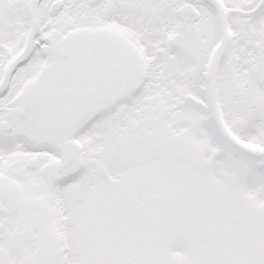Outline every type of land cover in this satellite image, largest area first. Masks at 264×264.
I'll use <instances>...</instances> for the list:
<instances>
[{
  "label": "snow or ice",
  "instance_id": "6c2138e0",
  "mask_svg": "<svg viewBox=\"0 0 264 264\" xmlns=\"http://www.w3.org/2000/svg\"><path fill=\"white\" fill-rule=\"evenodd\" d=\"M0 264H264V0H0Z\"/></svg>",
  "mask_w": 264,
  "mask_h": 264
}]
</instances>
